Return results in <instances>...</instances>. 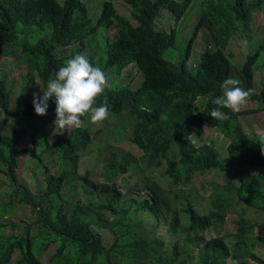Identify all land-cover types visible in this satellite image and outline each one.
<instances>
[{"label": "trees", "instance_id": "obj_1", "mask_svg": "<svg viewBox=\"0 0 264 264\" xmlns=\"http://www.w3.org/2000/svg\"><path fill=\"white\" fill-rule=\"evenodd\" d=\"M192 1L124 0L128 14L121 15L107 0L92 26L86 0H0V115L30 125L38 117L33 93L42 97L55 71L90 49V62L114 79L131 67L141 73L142 83L135 90L117 84L97 103L107 98L116 119H129L128 143L141 153L145 166L163 165L168 181L165 188L148 183V178L128 184V168L138 167L129 158L117 162L112 155L104 159L100 181L90 171L79 173V155L92 142L88 116L66 136L54 135L51 145L47 133L36 126L30 125L27 147L18 134L0 130V180L9 190L7 200L0 201V217L17 206L28 211V221L0 222V264H43L39 256L52 243L55 251L47 264H190L194 248L191 264H264V239L254 236L256 223L245 218L246 207L228 220L232 231L224 237H203L233 206L244 204L264 213V180L253 173L264 168V141L245 133L239 121L240 116L264 111V86L254 91L255 73L264 69V34L248 32L262 0H202L185 55L165 60ZM162 11L172 16L170 30L159 25ZM98 29L103 35L97 36ZM200 31L201 51L189 63L192 39ZM237 32L246 36L247 46L260 44L233 69L227 50ZM3 56L14 57L16 72L21 71L17 94L3 71ZM228 77L251 89L249 102L261 104V109H225L228 120L212 119V100L222 94L221 83ZM42 118L53 124L54 98H49ZM204 128L219 131L227 140L225 156L210 142H196ZM19 160L30 164L34 191L18 175ZM209 171H236L238 183L213 184L208 207L199 209L182 189L195 175ZM97 228L111 236L108 246Z\"/></svg>", "mask_w": 264, "mask_h": 264}, {"label": "rangeland", "instance_id": "obj_2", "mask_svg": "<svg viewBox=\"0 0 264 264\" xmlns=\"http://www.w3.org/2000/svg\"><path fill=\"white\" fill-rule=\"evenodd\" d=\"M107 0H86L87 2V10L88 15L91 19L92 26L95 25L97 22L102 3ZM116 11L118 14H128L126 5L124 4V0H112ZM202 0H193L190 4L189 8L187 9L186 13L184 14L183 18L180 20L179 25L177 27V33L175 36V45L170 50H167L164 53L165 60L172 61L178 60L183 58L185 55L189 38L193 35L195 24L197 22L199 12H200V5ZM231 1V0H227ZM251 1V0H247ZM162 17L159 22V25L165 29L170 30L173 27V19L172 16L166 12L162 11ZM103 29H98L97 36L103 35ZM248 32L250 35L255 34L256 32H261L264 34V0H262V5L259 11L252 13L251 21L248 25ZM203 32H198L196 36L192 39L190 45V56H189V63H193L195 60L194 57L201 51V38ZM262 36L258 37L257 39H261ZM245 39L246 36L242 32H237L236 35L233 37V40L229 43V52L233 56V60H230V64L232 68H235V64L239 62L240 65L243 61V58L247 53H251L254 50L255 45L260 44V42H252L247 46V52L241 51L239 45L236 41ZM71 49L68 50V52ZM78 54H84L89 56L91 54L90 49H83ZM2 59L6 61V65L3 67V71L6 74V78L9 83L12 84V90L15 94L19 91V87L21 84V71L16 72V67L14 66L15 59L12 56H3ZM239 65V66H240ZM23 66V65H22ZM20 66V68L22 67ZM238 66V68H239ZM22 70V68H21ZM109 76V82L111 83V87L120 84L121 86L128 87V84L131 87H128L132 90L138 87L142 83V75L138 71H135L134 67H131L129 70H124L122 74L116 79L113 78V75L109 71H105ZM113 78V79H112ZM113 81L115 83H113ZM130 81V82H129ZM254 91H259L261 87L264 86V69H260L255 73L254 76ZM202 100V99H201ZM201 100H199L196 104V108H200ZM249 110V109H261V104L259 103H251L249 102L246 106H244L241 110ZM114 116V117H113ZM118 116L110 115V117L104 121L102 124H92L88 121V128L91 131L92 142L87 147L85 151L80 153L79 160L77 164V171L79 173H84L85 171H90V175L97 178L99 181L101 178L99 172L102 170L104 165V159L107 157L114 156V159L117 162H122L124 160H129L131 165L138 167V170L131 169V166L126 173L127 183L133 184L136 180L147 179L148 183H152L151 181L156 182L160 185L161 188H165L168 184L166 177L164 176V166L161 164L153 165L147 167L143 163L142 155L138 152L131 144L128 143V137L131 134V126L129 119L122 115L120 119H116ZM240 124L249 136L251 137H258L264 141V111L260 110L257 112L249 113L239 117ZM30 125L36 126L38 129H42L47 133V141L48 144L51 145L53 136L56 134L66 136L71 130L67 132H62L59 128L54 127V124L49 125L46 122V119L43 120L42 117H33L29 120ZM27 124V122L21 124L19 122L14 123V121L5 118L4 115H0V130L2 133L9 132L11 134H18L23 146L27 147L31 145L30 133H31V126ZM82 125V123H81ZM73 130V129H72ZM39 141V139H36ZM195 140L198 144L200 142H210L215 147L219 148L221 151L222 156H225V150L227 146V140L222 136V134L214 129H200L197 137ZM40 151V148L37 149ZM132 157V158H131ZM129 158V159H128ZM20 166L18 175L19 177L26 183V185L34 191L35 189V182L33 175L29 172L30 164L24 165L19 160ZM236 171H230L227 174H220L216 173L215 171H209L203 175H195L191 182L186 186L183 187L182 191L191 195V199H194V203L197 204L199 209L207 208L209 202V194L212 191L213 184L218 185H226V182L232 181L238 183V175L235 176ZM253 173L258 174L264 180V168L258 169ZM243 174V172H242ZM1 177V176H0ZM2 178V177H1ZM5 181V180H4ZM7 185L6 182L2 183L0 180V201H6V196L9 193V190L6 189ZM123 191V189H121ZM244 208V215L245 218L250 223H256V227L254 229V236L257 239H264V213L261 211H257L254 208L243 205L233 206V208H229L227 214L224 218L214 227L209 230L203 232V237L205 240H210L213 238L224 237L226 234L232 231L231 225L228 223V220L231 217H236L241 214V208ZM237 211V212H236ZM25 214H28V211L25 207L17 206L14 208L13 212L10 213L5 211L2 214V218L0 217V222H17L18 220L28 221V218L25 217ZM235 214V216H234ZM98 233L103 236L104 245L108 246L109 242L111 241V236L108 235L105 229H98ZM16 233L17 231H11L9 229L5 230V233ZM160 237L164 240V244L168 243V238L164 236V234L160 233ZM258 244L260 242H257ZM55 251L54 244H50L49 247L39 256V260L43 264L48 263V258L51 256ZM194 251L196 249L194 248ZM192 251V259L190 264L194 262L195 252ZM257 254L261 255L262 252L256 251ZM225 264H234L231 261H226ZM247 264H256L251 260H247Z\"/></svg>", "mask_w": 264, "mask_h": 264}, {"label": "clouds", "instance_id": "obj_3", "mask_svg": "<svg viewBox=\"0 0 264 264\" xmlns=\"http://www.w3.org/2000/svg\"><path fill=\"white\" fill-rule=\"evenodd\" d=\"M236 43L241 51L247 52V40L241 39ZM110 88L108 74L100 66H94L88 56L77 54L55 71L54 78L42 91V97L33 93L32 106L35 114L43 117L47 114L49 98H54V127L68 133L80 127L83 116H88L92 124H102L110 117L107 98L97 103ZM221 92L212 100L216 107L210 112V117L218 121L229 119L225 109L231 113L240 112L252 95V90L241 87V81L236 77L225 78Z\"/></svg>", "mask_w": 264, "mask_h": 264}]
</instances>
